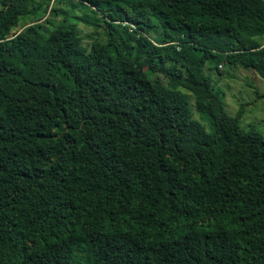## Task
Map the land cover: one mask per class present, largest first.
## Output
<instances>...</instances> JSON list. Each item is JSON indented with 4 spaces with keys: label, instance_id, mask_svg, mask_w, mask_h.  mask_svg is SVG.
<instances>
[{
    "label": "trees",
    "instance_id": "obj_1",
    "mask_svg": "<svg viewBox=\"0 0 264 264\" xmlns=\"http://www.w3.org/2000/svg\"><path fill=\"white\" fill-rule=\"evenodd\" d=\"M75 1L0 0V264H264V136L205 72L264 78V0Z\"/></svg>",
    "mask_w": 264,
    "mask_h": 264
},
{
    "label": "rangeland",
    "instance_id": "obj_2",
    "mask_svg": "<svg viewBox=\"0 0 264 264\" xmlns=\"http://www.w3.org/2000/svg\"><path fill=\"white\" fill-rule=\"evenodd\" d=\"M74 0V4H75ZM64 9L69 21L76 23L80 34L83 37L84 45H91L97 38L101 40L107 39L105 29L101 28L98 31L88 24L83 17L89 15L93 16L91 9H81L66 4L55 5ZM3 6L0 2V9ZM74 17V18H73ZM63 17L60 16L59 19ZM79 18V20H77ZM24 28L22 24L16 29L17 31ZM101 35L98 36V34ZM161 34L164 39L163 28H158L153 34ZM212 61L214 63H212ZM209 61L205 67V72L212 76L213 86L215 90L224 98L226 111L231 116H236L243 106V115L240 119V125L244 129L251 126L256 127L264 136V78L253 68H246L243 66H235L229 63H222L220 70L216 68V61ZM166 83V81L164 80ZM156 93L160 97L165 98L167 93L161 88H156ZM262 94L263 96H259ZM190 102V108L193 113L194 123L200 130L208 131L212 136L216 126L213 118L208 114V111L196 106L194 95L187 91ZM208 114V115H207Z\"/></svg>",
    "mask_w": 264,
    "mask_h": 264
}]
</instances>
